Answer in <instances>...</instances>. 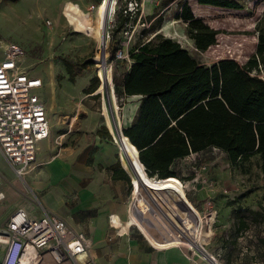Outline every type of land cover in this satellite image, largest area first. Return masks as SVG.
I'll return each mask as SVG.
<instances>
[{"label": "rangeland", "instance_id": "obj_1", "mask_svg": "<svg viewBox=\"0 0 264 264\" xmlns=\"http://www.w3.org/2000/svg\"><path fill=\"white\" fill-rule=\"evenodd\" d=\"M70 1L80 8L76 10ZM225 1L237 3L238 8L201 4L199 0H0V59L5 57L6 45L14 43L20 46L25 52L21 61L22 68L31 75L42 77L45 85L48 83L45 88L37 91L43 99L45 93L50 89V79L56 77L58 89L62 94L55 96L57 108L53 111L54 116L51 119L53 130V123L62 112L63 102L69 101L70 97L74 95L81 94V86L86 81L90 80L91 82V78L94 76L100 80L98 89L101 92L97 98L108 99L110 90L115 109L123 106L125 100L121 97L119 78L128 68L129 60L124 59L118 64L112 59L110 47L112 29L118 18L119 10L126 6H129L133 13L139 10L136 19L129 21L126 30L116 34L120 40L121 49L127 54L136 43L149 40L158 31L166 37L179 41L206 66H211L223 58H233L240 64H245L257 51L259 38L256 24L264 14V0ZM98 4L100 6L103 4H106L105 6L114 5L109 8L107 6L106 9L101 7V11L106 13L104 14L106 26L82 18L86 15L88 18V13L95 15ZM183 4L189 6L196 17L204 19L206 23L219 31L217 42L206 51L197 50L194 42L188 36L187 22L180 16ZM109 15L111 16L109 17ZM103 26L106 39H97L92 28L95 27L94 29L97 28L100 31ZM104 50L106 55L108 54L105 55L104 60L109 64L101 76L98 70L97 54L102 53L99 54L102 56ZM62 57L75 63L86 60L92 62L88 63L86 67L77 65L75 71L79 75H76V81L72 82ZM49 71L52 72L51 76ZM105 73L107 78H104ZM253 73L264 78V68ZM104 104L106 114L109 110L106 101ZM49 114H51L50 111ZM61 125H64L63 121ZM62 126L58 129L56 125L55 130H61ZM119 143L121 144V141ZM206 153L209 161L215 159L219 161L214 166L216 171L215 169L212 171L215 186L212 189L202 188L193 192L190 185L189 189L192 192L189 196L191 199L201 207L207 197L213 198L215 207L218 209L214 226L219 224L237 226L240 219L246 216L248 225L264 226V160L262 156L257 154L244 162L231 164L227 155L213 150V148L206 150ZM120 161L126 167L123 160L120 159ZM172 169L177 172L178 176L184 179L189 178L184 176L190 172L189 166L184 160L176 161ZM158 184H166L167 187L179 186L174 180ZM225 187L229 193L222 191ZM219 188H222V192H218ZM250 211L260 213L257 220L252 218L253 215ZM214 216L211 211H207L204 216L208 222L209 231L213 227ZM212 229L214 230V228ZM208 232L206 231V233ZM212 233L213 231L209 236ZM261 234L264 235V233Z\"/></svg>", "mask_w": 264, "mask_h": 264}, {"label": "crops", "instance_id": "obj_2", "mask_svg": "<svg viewBox=\"0 0 264 264\" xmlns=\"http://www.w3.org/2000/svg\"><path fill=\"white\" fill-rule=\"evenodd\" d=\"M72 3L76 10L80 8ZM105 5L98 4L95 15L88 13V18L87 15L81 17L106 26V13L101 7L106 9L114 5ZM104 26L100 31L92 28L97 39L104 36ZM48 73L51 76L52 72ZM50 80L51 86L44 100L51 112V120L57 108L55 96L62 92L56 77ZM46 85L44 83V88ZM89 85L90 80L81 86V94L63 102L51 136L39 143L36 162L23 177L17 175L0 150V188L6 195L0 201V227L19 208H25L33 218L54 213L74 229L90 236L91 257L97 264H264V235L261 234L264 226L249 225L238 231V225H215L207 234L209 236L213 231L211 242L204 246L205 251L192 256L186 246L155 247L136 228L126 225L131 181L114 178L112 169L121 163L120 145L114 138L102 137L96 132L104 125L113 136L115 132L109 125L110 119L114 130L123 131L130 126L138 115L141 95L123 96V106L118 105L115 109L110 90L108 99L97 98L100 89L84 93V88ZM104 101L109 110L106 114ZM70 117L72 127L68 124L69 132L60 137V130L56 131L55 126L59 129L62 121L64 123ZM126 155L132 161L130 155ZM120 168L126 171L122 164ZM221 189L218 192H222ZM206 241L205 238L199 240L201 245Z\"/></svg>", "mask_w": 264, "mask_h": 264}, {"label": "trees", "instance_id": "obj_3", "mask_svg": "<svg viewBox=\"0 0 264 264\" xmlns=\"http://www.w3.org/2000/svg\"><path fill=\"white\" fill-rule=\"evenodd\" d=\"M199 2L238 8L237 3L225 0ZM138 14L139 10L133 13L129 6L119 10L112 29L113 60L121 49L116 34L126 30L129 21ZM180 16L187 22L188 36L197 50L206 51L217 42L219 31L196 17L186 4L182 5ZM256 31L257 51L243 65L236 59L223 58L206 66L179 41L158 31L128 52V68L119 78L121 97L141 95V104L136 119L123 133L136 147L150 175L174 176L176 171L172 167L178 159L211 147L225 151L231 164L257 154L264 160V78L253 73L264 68V14L256 24ZM62 60L72 82L76 81V66L86 67L92 62L75 63L66 57ZM101 62L97 64L103 76L106 65ZM99 86L100 80L94 76L84 92L93 93ZM96 133L113 138L104 125ZM131 159L133 167L147 179L141 163ZM124 163L128 165L126 158ZM120 167L121 163L112 167L113 177L130 179ZM250 213L254 220L260 214ZM248 227L247 216L241 218L238 231Z\"/></svg>", "mask_w": 264, "mask_h": 264}, {"label": "built area", "instance_id": "obj_4", "mask_svg": "<svg viewBox=\"0 0 264 264\" xmlns=\"http://www.w3.org/2000/svg\"><path fill=\"white\" fill-rule=\"evenodd\" d=\"M24 55V50L13 43L6 45L5 57L0 59V150L22 177L36 162L39 143L52 133L48 106L37 92L44 87V80L22 68ZM124 59L129 60L128 54L118 50L115 61L119 64ZM72 120L70 117L64 122L60 137L69 132ZM116 132L113 138L120 144L123 131L118 128ZM211 148L227 155L219 147ZM120 149V159L126 158L128 165L124 168L131 181L126 225L136 228L155 247L186 246L192 256L204 252V246L213 238V233L207 237L209 227L204 216L207 211L213 212L214 226L218 209L212 197H207L200 207L189 194L215 186L212 171L218 159L208 160L209 148L178 159L189 166L190 172L184 175L188 179L177 172L166 178L152 176L141 162L145 179L133 167L121 144ZM168 180L179 186L158 184ZM222 191L229 193L226 187ZM5 196L0 188V201ZM112 223L117 227L114 220ZM200 238L208 239L201 245ZM91 248L87 233L74 229L54 213L33 218L25 208H19L0 227V264H97L91 257Z\"/></svg>", "mask_w": 264, "mask_h": 264}, {"label": "bare ground", "instance_id": "obj_5", "mask_svg": "<svg viewBox=\"0 0 264 264\" xmlns=\"http://www.w3.org/2000/svg\"><path fill=\"white\" fill-rule=\"evenodd\" d=\"M111 15H109V17H110ZM178 34V33H177ZM98 37H100V35H97ZM102 38H105L106 39V36H105V34H104V36H102ZM99 48H101V47H99ZM101 50V49H100ZM102 52V51H101ZM104 52H105V50H104ZM99 54H102V53H98L97 54V62L99 61V60H101L102 62V65L103 64H105L106 66H107V64H109L108 62H106V60H104V58H103V55L101 56V55H99ZM105 55H106V53H105ZM108 55V54H107ZM106 55V56H107ZM108 59V58H107ZM107 61H109V60H107ZM53 63L51 62V65H52ZM54 70V69H53ZM106 70V69H105ZM104 78H107L106 77V73H105V76H104ZM51 81V80H50ZM53 89H55V87L53 88ZM52 89V90H53ZM54 91V90H53ZM56 94V93H55ZM56 105V104H55ZM110 121V127L113 129V131L116 133V130H114L115 129V127H113V124H112V120L110 119L109 120ZM117 124V123H116ZM119 125V124H118ZM116 126V125H115ZM121 127V126H120ZM122 131V130H121ZM121 145H122V147L125 149V152L126 153H129L130 155H131V157L133 158V159H136V160H138L140 163H141V161L139 160V158H138V151H137V149H136V147L132 144V143H130V141H129V139H128V137H126L125 135H122V137H121ZM123 163H124V160H123ZM125 164V163H124Z\"/></svg>", "mask_w": 264, "mask_h": 264}, {"label": "water", "instance_id": "obj_6", "mask_svg": "<svg viewBox=\"0 0 264 264\" xmlns=\"http://www.w3.org/2000/svg\"><path fill=\"white\" fill-rule=\"evenodd\" d=\"M105 53H106V52H104V54H103V58H104V59H105ZM123 135H125V134L123 133ZM139 160H140V158H139Z\"/></svg>", "mask_w": 264, "mask_h": 264}]
</instances>
